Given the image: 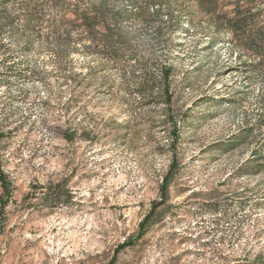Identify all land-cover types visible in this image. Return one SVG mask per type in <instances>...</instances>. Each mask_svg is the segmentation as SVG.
Listing matches in <instances>:
<instances>
[{"label": "rangeland", "instance_id": "1", "mask_svg": "<svg viewBox=\"0 0 264 264\" xmlns=\"http://www.w3.org/2000/svg\"><path fill=\"white\" fill-rule=\"evenodd\" d=\"M31 3L0 16V264H264V171L240 172L264 140V68L230 44L236 0H111L131 14L111 47Z\"/></svg>", "mask_w": 264, "mask_h": 264}, {"label": "trees", "instance_id": "2", "mask_svg": "<svg viewBox=\"0 0 264 264\" xmlns=\"http://www.w3.org/2000/svg\"><path fill=\"white\" fill-rule=\"evenodd\" d=\"M136 4L143 5V2L156 0H130ZM52 7L57 9L66 15V13L73 12L76 18L70 22H74L81 19L80 26L82 27L81 37L87 38L92 42L102 44V46L111 47L117 42L125 40V33L121 29V23L123 20L129 18L131 14L125 9L115 10L111 6V0H52ZM142 8V7H141ZM22 10L26 12V15H30L32 11L31 0H0V16L6 14L9 16L13 10ZM2 18L0 17V21ZM10 24L13 25V21L10 19ZM29 26L28 20L25 23V27ZM227 27L231 33L230 44L233 49L237 50L239 54L244 52V55H248L252 58H259V63L264 68V0H236L234 14L227 21ZM104 30H101V29ZM71 31L67 30V38L69 41L72 39ZM253 62V61H252ZM252 64V63H251ZM264 70V69H262ZM171 76L172 70L168 66H164L161 69V93L167 103L168 108L172 104L173 91L171 90ZM142 88L145 89L150 86L149 81L142 83ZM173 127L172 144H175L179 138L180 132ZM254 125L243 126L236 134H234L230 140L221 143L220 148H228L235 139L247 138L249 134L253 133ZM2 133L0 132V137ZM67 136V135H66ZM66 138L71 139L67 136ZM264 139V135H263ZM259 150L252 152L251 158L246 160L240 168V172L243 174H251L264 171V140L260 145ZM177 158L172 154V161L169 165L168 171L162 178L160 186L161 195L160 201L152 204V209L148 215L145 216L141 222V227L152 216L154 210L161 205L167 198V191L172 182L173 172L176 169ZM0 182L4 190V194L9 197V189L11 182L7 180L6 175L1 168L0 164ZM7 200L1 205L5 206ZM144 229L141 228L139 235L142 236ZM128 244V243H127ZM126 246V243L121 245Z\"/></svg>", "mask_w": 264, "mask_h": 264}]
</instances>
